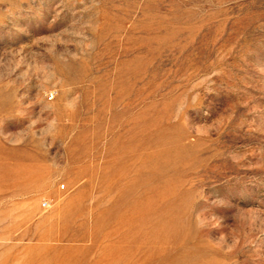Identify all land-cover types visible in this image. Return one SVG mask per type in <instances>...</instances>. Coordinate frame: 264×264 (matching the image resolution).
Instances as JSON below:
<instances>
[{"label":"rangeland","instance_id":"1","mask_svg":"<svg viewBox=\"0 0 264 264\" xmlns=\"http://www.w3.org/2000/svg\"><path fill=\"white\" fill-rule=\"evenodd\" d=\"M0 264H264V0H0Z\"/></svg>","mask_w":264,"mask_h":264},{"label":"built area","instance_id":"2","mask_svg":"<svg viewBox=\"0 0 264 264\" xmlns=\"http://www.w3.org/2000/svg\"><path fill=\"white\" fill-rule=\"evenodd\" d=\"M52 97H53V94H52Z\"/></svg>","mask_w":264,"mask_h":264},{"label":"bare ground","instance_id":"3","mask_svg":"<svg viewBox=\"0 0 264 264\" xmlns=\"http://www.w3.org/2000/svg\"><path fill=\"white\" fill-rule=\"evenodd\" d=\"M135 209V208H134Z\"/></svg>","mask_w":264,"mask_h":264}]
</instances>
